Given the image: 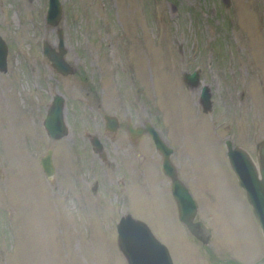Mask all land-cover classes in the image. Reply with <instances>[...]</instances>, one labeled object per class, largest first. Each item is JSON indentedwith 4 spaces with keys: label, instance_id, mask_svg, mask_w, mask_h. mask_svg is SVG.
I'll return each instance as SVG.
<instances>
[{
    "label": "rangeland",
    "instance_id": "rangeland-1",
    "mask_svg": "<svg viewBox=\"0 0 264 264\" xmlns=\"http://www.w3.org/2000/svg\"><path fill=\"white\" fill-rule=\"evenodd\" d=\"M47 1L0 0L8 43L7 71H0V264H127L116 229L125 211L148 222L174 264H264V238L224 144L230 137L255 156L264 138V0H61L65 57L77 68L69 75L41 51L42 38L57 42L44 18ZM195 68L200 83L187 86L182 72ZM116 81L127 100H146L148 116L173 146L197 216L212 228L209 243L179 219L149 138L145 172L114 204L105 193L124 175L97 157L78 163L77 98L92 97L90 84L111 98ZM204 83L210 112L198 101ZM58 91L71 129L55 140L42 120ZM47 148L52 182L40 164ZM87 170L85 182L80 171ZM95 179L106 200L92 206L78 194Z\"/></svg>",
    "mask_w": 264,
    "mask_h": 264
},
{
    "label": "water",
    "instance_id": "water-1",
    "mask_svg": "<svg viewBox=\"0 0 264 264\" xmlns=\"http://www.w3.org/2000/svg\"><path fill=\"white\" fill-rule=\"evenodd\" d=\"M63 13L61 0L47 1L44 18L49 25L55 27L57 42L53 44L47 38H42L41 51L56 72L69 75L76 72V65L65 57L67 47L64 27L60 23ZM7 54L8 43L0 34V71H7ZM182 78L187 86H197L200 83V70L195 68L192 71H183ZM198 101L204 112L212 110V91L208 84H202ZM42 124L51 138H61L68 134L64 96L61 92L53 94ZM147 131L153 139L155 148L162 155L161 168L170 179V191L177 206L179 219L192 235L204 244L209 243L213 236L212 228L203 220L196 218L198 204L171 158L173 146L152 124L147 125ZM224 144L229 163L239 184L245 190L264 238V138L257 141L255 156H252L242 145L233 143L230 137L224 140ZM97 147L99 148V145ZM40 164L45 175L51 179L55 172L52 148H48L41 155ZM116 229L117 245L127 264H174L167 245L153 233L143 219L126 211L120 215Z\"/></svg>",
    "mask_w": 264,
    "mask_h": 264
},
{
    "label": "flooded vegetation",
    "instance_id": "flooded-vegetation-1",
    "mask_svg": "<svg viewBox=\"0 0 264 264\" xmlns=\"http://www.w3.org/2000/svg\"><path fill=\"white\" fill-rule=\"evenodd\" d=\"M86 77L82 76L80 78L82 80ZM114 83L113 86L116 91L112 93L111 98H104L102 93L98 92V86L96 84H90L89 89L92 91V97L90 99L84 101V99L77 98L76 111L79 115L76 123V133H78L79 137L76 135L73 141L77 152L80 154V157L78 156V163L81 164L82 160L87 159L93 162L95 157H97L102 163L107 164L110 169L124 175V179L117 181L118 187H113V189L107 190L105 193V197L112 204L115 203L116 195L119 193L127 195L128 197L129 190L137 186L139 178L145 172L146 161L148 160V152L146 149V140L148 138L155 148L153 139L147 131V125L152 124L155 126L165 138L161 129L156 125V122L152 120V117L148 116L146 100L141 96H135L132 100H127V97L121 91L123 86L119 85V81ZM63 96L64 114L69 133L71 127L66 115L67 98L64 94ZM51 100L52 97L48 101L46 110L50 106ZM56 139L59 140L60 138ZM97 145H99V148ZM156 151L160 154L162 160L161 153L158 149ZM83 168L85 169L86 166ZM90 173L91 170H87L86 174L80 171L81 179L88 182V175ZM162 173L169 181L170 187L169 177L163 171ZM53 177L51 179L47 178L52 182L54 181ZM130 178H132L134 184H131ZM98 184V180L95 179L90 187H80L78 194L80 201L90 203L92 206L104 202L106 199L102 195L99 196L100 188ZM133 216L138 217L136 215ZM196 218L200 219L197 215ZM144 221L148 224L146 220Z\"/></svg>",
    "mask_w": 264,
    "mask_h": 264
}]
</instances>
